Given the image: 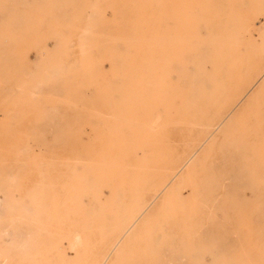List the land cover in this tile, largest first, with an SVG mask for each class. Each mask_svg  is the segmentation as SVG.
Instances as JSON below:
<instances>
[{
  "label": "rangeland",
  "instance_id": "rangeland-1",
  "mask_svg": "<svg viewBox=\"0 0 264 264\" xmlns=\"http://www.w3.org/2000/svg\"><path fill=\"white\" fill-rule=\"evenodd\" d=\"M263 48L264 0H0V264L102 262L168 175L117 264H264V108L202 140Z\"/></svg>",
  "mask_w": 264,
  "mask_h": 264
},
{
  "label": "bare ground",
  "instance_id": "bare-ground-1",
  "mask_svg": "<svg viewBox=\"0 0 264 264\" xmlns=\"http://www.w3.org/2000/svg\"><path fill=\"white\" fill-rule=\"evenodd\" d=\"M185 27L186 26H184V28ZM181 30L177 32V35H176L177 40L178 39L182 40V39H185L186 37L187 38L191 37L190 33L189 34L187 33L189 31L186 32V30H185V32H183L184 29H181ZM258 54L253 53V55L250 58V59H252V58L253 59L252 60L249 59L250 61L248 62V68H247L248 70L249 69L251 70L249 77H247L246 79L243 78L245 80L243 82H241L240 86L236 89V91L232 97L226 95L227 97L223 101L222 105H220V107L217 108V110L214 112L213 116L207 122V124H206L207 130H206L202 140L205 139V137L207 139H211V144L208 147V149L204 152V154L212 147V143H214V142L217 143L220 140V137H222L223 135H225L226 133L231 131V129L236 124H238V122L241 119H243L244 113L249 112V111H253V109H255V108H264V55L262 56V58H258L257 57ZM241 64L242 63H240V65ZM198 67H200V66H198ZM238 68L241 70L240 66L237 67V69ZM238 72H240V71H238ZM185 73H189V72L185 71ZM240 81H241V79H240ZM256 85H257V87L255 88ZM244 98H246V102L244 103V107L236 111L235 110L236 106H238V104L241 103ZM256 118H258V117H256ZM256 121H258V119H256ZM263 121H264V118H262L261 122H263ZM203 144L205 145V143H203ZM198 150H196L195 154L197 153ZM193 156H194V154H193ZM192 157H190V159H192ZM193 160H194V158H193ZM188 162H189V160H188ZM186 164H188V163H186ZM183 166L185 167V165H183ZM177 167L178 166H175L172 169V173L175 172V169ZM179 172H178V174H179ZM102 175H104V174H102ZM170 177H171V175L166 176V178H164L160 183H158V185H156L157 189L155 192H153L155 194L150 199L137 197V199H135V201L133 202L134 206L132 207V211H130L128 213V215L115 220V222H114V228L115 229L113 230V233H114V236L116 235V239L114 240L110 251L105 256V258L102 260V262L100 259H96V260H94L93 264H109L110 261H111L110 264H117L118 259H120L124 255V253L129 248L130 243H132L136 239V237H138L137 233L139 231L140 226H142V223L144 221H151L157 217L160 208L155 212H149V213L147 212V210H148L149 206H151L152 203H154L156 200H158L160 198L161 194L164 193L165 190L168 188L169 184L171 183L170 181L172 180V179L171 180L169 179ZM175 186H176V184L173 187H175ZM172 193H173V189L170 192H167V195H165L164 198L165 197L166 198L172 197L171 196ZM140 219H142V222L138 225ZM80 239H81V237H80ZM113 255H115L114 259L111 260Z\"/></svg>",
  "mask_w": 264,
  "mask_h": 264
}]
</instances>
